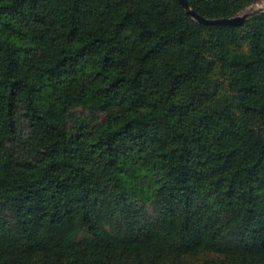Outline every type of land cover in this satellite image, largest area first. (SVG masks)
Listing matches in <instances>:
<instances>
[{
    "label": "trees",
    "instance_id": "16d2710c",
    "mask_svg": "<svg viewBox=\"0 0 264 264\" xmlns=\"http://www.w3.org/2000/svg\"><path fill=\"white\" fill-rule=\"evenodd\" d=\"M0 264H264V11L0 0Z\"/></svg>",
    "mask_w": 264,
    "mask_h": 264
},
{
    "label": "water",
    "instance_id": "95a60500",
    "mask_svg": "<svg viewBox=\"0 0 264 264\" xmlns=\"http://www.w3.org/2000/svg\"><path fill=\"white\" fill-rule=\"evenodd\" d=\"M183 7L187 11L188 14L193 16L199 22L203 24L209 25H242L245 20L250 16L248 12L244 14H239L234 17H223V18H205L202 15L195 12V10L191 7L188 0H180Z\"/></svg>",
    "mask_w": 264,
    "mask_h": 264
},
{
    "label": "rangeland",
    "instance_id": "374dc122",
    "mask_svg": "<svg viewBox=\"0 0 264 264\" xmlns=\"http://www.w3.org/2000/svg\"><path fill=\"white\" fill-rule=\"evenodd\" d=\"M262 11H264V0H257L251 6L246 8L241 14L248 12L249 15L251 16L254 13H258V12H262ZM77 111L80 112L81 109H78Z\"/></svg>",
    "mask_w": 264,
    "mask_h": 264
}]
</instances>
